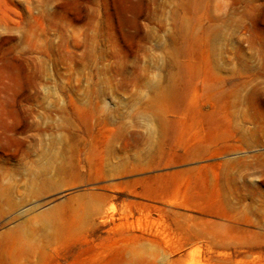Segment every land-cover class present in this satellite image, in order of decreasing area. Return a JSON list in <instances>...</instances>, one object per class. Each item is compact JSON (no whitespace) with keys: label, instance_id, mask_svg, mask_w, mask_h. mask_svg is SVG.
Returning a JSON list of instances; mask_svg holds the SVG:
<instances>
[{"label":"rangeland","instance_id":"obj_1","mask_svg":"<svg viewBox=\"0 0 264 264\" xmlns=\"http://www.w3.org/2000/svg\"><path fill=\"white\" fill-rule=\"evenodd\" d=\"M0 264H264V0H0Z\"/></svg>","mask_w":264,"mask_h":264}]
</instances>
